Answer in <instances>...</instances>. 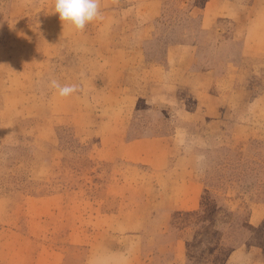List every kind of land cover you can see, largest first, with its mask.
Wrapping results in <instances>:
<instances>
[{"label": "rangeland", "instance_id": "374dc122", "mask_svg": "<svg viewBox=\"0 0 264 264\" xmlns=\"http://www.w3.org/2000/svg\"><path fill=\"white\" fill-rule=\"evenodd\" d=\"M155 1L120 88L104 67L151 0H108L97 36L54 0H0V264H264V0ZM156 138L161 171L118 149ZM176 181L198 209L170 206Z\"/></svg>", "mask_w": 264, "mask_h": 264}, {"label": "crops", "instance_id": "0c3cea01", "mask_svg": "<svg viewBox=\"0 0 264 264\" xmlns=\"http://www.w3.org/2000/svg\"><path fill=\"white\" fill-rule=\"evenodd\" d=\"M158 5V2L155 0H151L150 3H146L145 9L142 10V12L138 14V17L134 19L136 22L134 23L135 25L128 27L119 36V39L123 41L122 43L124 44V47H126L112 50L113 55L108 58V60H111L112 63L104 67L103 71L104 76L111 87H113L114 83L116 84L115 87L118 86L122 88L124 76L126 77V74H128L130 70L137 69L148 63L147 52L146 50H140V47L143 45L146 38V29L148 26H150V33L148 34L146 43L153 37L155 23L160 17V13L157 8ZM226 6L227 5H224L222 9ZM113 13L114 10L112 9V6L108 4V0H100V17L91 23L95 36L99 35L101 30L104 31L110 27L112 23H108L107 18H109ZM139 19H142V21H139ZM183 47L189 50L191 46L188 44L180 46V48ZM174 48L175 47L172 46L169 50H167V65L169 66L170 56L173 55V65H175V69H183V71L191 69L193 66L192 63L194 62L192 55L188 52V56L184 57L185 53L180 50L179 52L176 51L172 53ZM118 57L119 61L117 62ZM189 58L190 64L185 69L182 67L183 63L186 62V60H189ZM113 78L114 81H112ZM145 146H149L151 149H146ZM118 149L126 150L122 151L121 154L126 153L131 160L145 164L156 172L164 167L168 156V148L164 144L162 138L150 139L147 141H140L139 139L132 140L124 144V146H118ZM173 187L175 189H172L173 195L171 194V201L169 203L171 207L175 206L183 211H193L200 207L201 191L197 184L191 181L180 184L176 181ZM86 261L87 258L85 262Z\"/></svg>", "mask_w": 264, "mask_h": 264}, {"label": "clouds", "instance_id": "9594fccd", "mask_svg": "<svg viewBox=\"0 0 264 264\" xmlns=\"http://www.w3.org/2000/svg\"><path fill=\"white\" fill-rule=\"evenodd\" d=\"M54 12L62 24L83 32L87 25L100 17V0H54ZM50 87L56 89L60 97L72 96L77 91L75 85L61 86L56 80L50 82Z\"/></svg>", "mask_w": 264, "mask_h": 264}]
</instances>
